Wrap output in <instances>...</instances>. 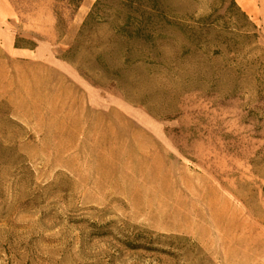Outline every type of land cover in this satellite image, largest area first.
Segmentation results:
<instances>
[{"label": "rangeland", "instance_id": "rangeland-1", "mask_svg": "<svg viewBox=\"0 0 264 264\" xmlns=\"http://www.w3.org/2000/svg\"><path fill=\"white\" fill-rule=\"evenodd\" d=\"M8 1L0 264H264V0Z\"/></svg>", "mask_w": 264, "mask_h": 264}, {"label": "trees", "instance_id": "trees-1", "mask_svg": "<svg viewBox=\"0 0 264 264\" xmlns=\"http://www.w3.org/2000/svg\"><path fill=\"white\" fill-rule=\"evenodd\" d=\"M68 4L72 7H74L75 9H79L84 0H67ZM106 0H98L95 4V6L93 7L92 11L90 12V14L88 15L84 25H83V29L89 27L91 24L95 23V22H99L100 18V7L104 4ZM233 5H235V7L237 8V15H232L231 19L235 20V21H240L243 20L244 25H243V29H245V34L243 36V40H245V42H248L247 44H249V46L257 43L258 39H259V35H258V29L257 26L251 21L250 17L242 11V9L240 7L237 6L236 2L233 0ZM103 20V19H102ZM166 20V19H164ZM230 42H232L234 44V46L238 45L240 43H236L235 39L230 38ZM229 44V43H227Z\"/></svg>", "mask_w": 264, "mask_h": 264}, {"label": "crops", "instance_id": "crops-1", "mask_svg": "<svg viewBox=\"0 0 264 264\" xmlns=\"http://www.w3.org/2000/svg\"><path fill=\"white\" fill-rule=\"evenodd\" d=\"M0 6L8 17L14 14V8L8 0H0Z\"/></svg>", "mask_w": 264, "mask_h": 264}]
</instances>
